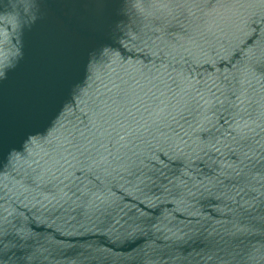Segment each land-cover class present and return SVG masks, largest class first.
Returning a JSON list of instances; mask_svg holds the SVG:
<instances>
[{
  "label": "water",
  "instance_id": "obj_1",
  "mask_svg": "<svg viewBox=\"0 0 264 264\" xmlns=\"http://www.w3.org/2000/svg\"><path fill=\"white\" fill-rule=\"evenodd\" d=\"M0 264H264V0H0Z\"/></svg>",
  "mask_w": 264,
  "mask_h": 264
}]
</instances>
